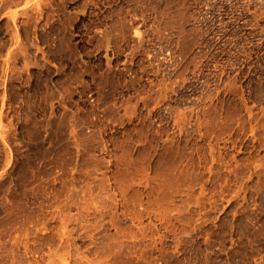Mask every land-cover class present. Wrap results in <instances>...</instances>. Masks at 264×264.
<instances>
[{
    "label": "rangeland",
    "instance_id": "rangeland-1",
    "mask_svg": "<svg viewBox=\"0 0 264 264\" xmlns=\"http://www.w3.org/2000/svg\"><path fill=\"white\" fill-rule=\"evenodd\" d=\"M0 264H264V0H0Z\"/></svg>",
    "mask_w": 264,
    "mask_h": 264
}]
</instances>
